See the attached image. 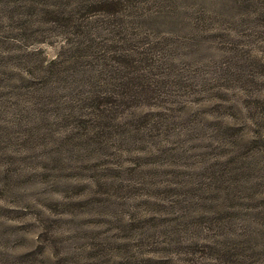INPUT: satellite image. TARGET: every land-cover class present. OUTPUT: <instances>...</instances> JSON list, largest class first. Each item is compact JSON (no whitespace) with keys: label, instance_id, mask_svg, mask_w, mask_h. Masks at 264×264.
Returning <instances> with one entry per match:
<instances>
[{"label":"rangeland","instance_id":"obj_1","mask_svg":"<svg viewBox=\"0 0 264 264\" xmlns=\"http://www.w3.org/2000/svg\"><path fill=\"white\" fill-rule=\"evenodd\" d=\"M0 264H264V0H0Z\"/></svg>","mask_w":264,"mask_h":264},{"label":"trees","instance_id":"obj_2","mask_svg":"<svg viewBox=\"0 0 264 264\" xmlns=\"http://www.w3.org/2000/svg\"><path fill=\"white\" fill-rule=\"evenodd\" d=\"M103 4H106V3H103ZM107 6H108V9L101 8L99 10L98 9H96V10L106 13V15L108 14V16L113 15V14H115V13L118 12L117 7L112 2H107ZM113 6H115V9H113ZM121 56H122L123 59L119 56L120 57V60H119V63L118 64L121 66V68H124V69L126 68L124 66V62L127 65L132 64L134 66V64H136L137 62L140 61L139 59H133V60L130 61V63H128L126 56L125 55H121ZM134 69H135V71L138 70V68H134ZM131 74H132L130 76L131 80L138 79L139 84L141 85V87H145V80L142 79L143 78V75L142 74L133 73V72H131ZM144 98H147V97H144ZM133 100H135V99H130L129 102H131Z\"/></svg>","mask_w":264,"mask_h":264}]
</instances>
